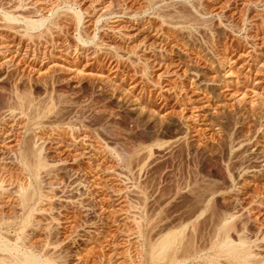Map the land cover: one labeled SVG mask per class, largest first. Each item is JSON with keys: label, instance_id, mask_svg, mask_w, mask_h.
Listing matches in <instances>:
<instances>
[{"label": "rangeland", "instance_id": "obj_1", "mask_svg": "<svg viewBox=\"0 0 264 264\" xmlns=\"http://www.w3.org/2000/svg\"><path fill=\"white\" fill-rule=\"evenodd\" d=\"M58 5L43 38L20 39L24 24L3 27L0 16V126L12 130L0 156L43 151L40 180L55 199L43 206L56 207L62 263L132 264L171 227L188 223L186 235L203 243L222 218L255 237L264 0H0L34 19Z\"/></svg>", "mask_w": 264, "mask_h": 264}, {"label": "bare ground", "instance_id": "obj_2", "mask_svg": "<svg viewBox=\"0 0 264 264\" xmlns=\"http://www.w3.org/2000/svg\"><path fill=\"white\" fill-rule=\"evenodd\" d=\"M21 7L24 8L25 6L23 4H20V5L18 4V8H21ZM6 8H8V7H3V6L1 7L0 6L1 19L5 20L7 22V24L3 25V27L4 26H6V27L12 26L13 27L14 24L16 25L18 23V25H19V22L23 23L24 25L19 26V29H17V28L15 29L17 31L18 30L20 31V36L22 35L21 36L22 38H20V39H23V36H24V38L29 37L31 39L33 36H36V35H33L34 31H38L37 36L39 38H40V36L42 37V35L45 34V31H49V30L51 31L53 25L58 24V22H59L58 19L61 17V16L59 17V15H58L59 18L55 16L56 11L60 8L59 5H58V7L54 8L53 10L51 9L50 15L41 16L37 19L31 18L28 16L25 17V15L23 16L24 13L23 14H19V13L16 14V13H14L11 10L6 9ZM75 13H76V17H77L78 21L81 22L83 12L75 11ZM51 16H54L55 18L52 17V18H54L52 20ZM50 19H51L50 24L46 26V22ZM43 27L45 29H42ZM13 29H14V27H13ZM21 29H23V30H21ZM80 37H81V35H80ZM20 42H19V46H20ZM85 43H87V42H85ZM37 54L39 55L40 53L37 52ZM39 56H37V57L39 58ZM0 88L3 89L2 86H0ZM19 92H20V90H19ZM19 92H17V93H19ZM17 93H16V95H17ZM18 98H20V97L18 96ZM24 99L27 100V98H24ZM23 103H24V101H23ZM38 105H40V104H38ZM22 107H24V106H22ZM4 108L5 107L0 106V118L5 119L7 117V116L5 117V113L7 112V109L5 111ZM15 109H16V107H15ZM48 110H49V108H48ZM10 111H12V110L10 109ZM8 115H10V113ZM2 125H4V124H2ZM5 128H6L5 126H0V138L2 139L3 142L7 141L8 138H10V136H11L10 133L12 131V130L9 131L8 129L6 130ZM26 137L27 136H25V138ZM31 139H34V138H31ZM29 140H30V138H29ZM23 141H25V140H23ZM26 142H27V144L29 143V141H26ZM35 145H37V143ZM29 146H30V144H29ZM25 147L20 146L19 150L16 149L17 151H14V154L12 156H5V155L0 156V264H64V263H62V261H63L62 258L64 259V257H65V254L64 255L62 254L63 250H61V251L56 250L57 249L56 248V242H57L56 238H57V235L59 233L58 232L59 227L55 228V225L51 227V224L56 219L55 212L53 214L54 208L56 209V207L55 206L52 207L50 205L51 209H47V208H44V206H43L45 203H47V201H48V203H49V201L51 203V200H55V199H53L52 195H49L50 192L46 193L48 190L44 191V189H43L44 186H42L43 182H42V180H40V178H41L40 176L42 174L41 170L45 169L47 171L46 165L43 163V160L41 158L43 151L41 150L42 152H40V154H41L40 155V154L35 153L34 150L29 149L32 146L27 147V148H25ZM35 147L33 146L32 149ZM13 150H15V149H13ZM36 150H38V149H36ZM43 159H44V156H43ZM45 159H44V161H45ZM15 166H17V170L15 171V173L19 169V171H22V173L25 174V176H26L25 179L23 177H21V179H20V176L18 178V176L14 174ZM17 179H18V185H17V187L14 188L13 186H14L15 182L17 181ZM51 186H53V184ZM64 190H65V188H64ZM59 199H60V197H59ZM54 204L55 203H53L52 205H54ZM45 212H47V214L50 212L51 216L49 215L50 216L49 217L48 215H46ZM39 214H41V216H42V214L43 215L45 214L46 216H48V218L47 217L43 218V216L41 217ZM59 214H61V213L59 212ZM224 217H225V215H224ZM263 217L264 216L262 215L261 219ZM228 218H229V216H228ZM232 218H234V217H232ZM58 220H59V217H58ZM58 220H57V222H59ZM50 222H52V223L50 224ZM258 222H259V220H258ZM262 222H264V218L262 219ZM44 223H46L48 225V226H46V227H48L47 230L45 229L47 231L45 233V234H47V235H45L46 239H44V240L42 239L43 241L36 243L33 241V238L35 236H37V233H39L38 230L42 229V226L45 225ZM138 225H140V224H138ZM260 225L262 226V224H260ZM263 225H264V223H263ZM59 226H60V224H59ZM214 226L215 227L213 230V234L210 236V238L208 240H206V242L204 241L203 243L200 242L199 240H196L198 242L193 241V239L191 237L189 238V235L188 236L186 235L188 223L187 224L185 223V225L174 227V229L171 227L172 230H169L170 229L169 228L168 229L169 231L166 234L164 233L165 235L161 234L162 237L159 236L160 239L158 238L159 240H157V242L154 241L153 242L154 244L152 243V246L150 249L151 251H149L150 253L146 254L149 256L148 257L145 256L146 259H145V257H142L139 261L137 260V262H135L136 259H138V258H136L135 261L133 260V262H134V264H151V263L152 264L153 263L154 264H264V253L263 252L261 253L260 252L261 250L260 251L258 250L262 247V245L258 244V242H260L259 240H262V242L264 241V236H259L260 235L259 233L264 229H262V228L258 229L257 233H254L255 237H253L252 233L254 231H252V229L247 228L248 230L244 231L245 228L240 229L239 225H237L236 223L234 224L233 221L229 222L227 220V218H222V219L218 220L216 225L214 224ZM79 227L80 226H78V228ZM76 231H77V229H76ZM140 231H141V229H140ZM34 239H36V238H34ZM75 239H76V236H75ZM38 240H39V238H38ZM151 240L153 241V239H151ZM63 242H64V240H63ZM141 245L142 244H140V246ZM118 246H120V245H118ZM61 249H63V248L61 247ZM142 249L143 248H141V250ZM133 262H132V264H133ZM105 264H107V263H105ZM109 264H110V262H109ZM129 264H131V263H129Z\"/></svg>", "mask_w": 264, "mask_h": 264}]
</instances>
